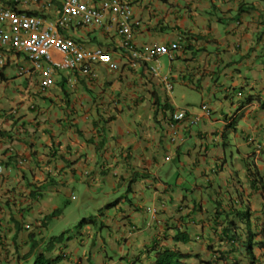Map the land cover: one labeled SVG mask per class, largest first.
Segmentation results:
<instances>
[{
	"label": "crops",
	"instance_id": "0c3cea01",
	"mask_svg": "<svg viewBox=\"0 0 264 264\" xmlns=\"http://www.w3.org/2000/svg\"><path fill=\"white\" fill-rule=\"evenodd\" d=\"M129 1L139 23L136 47L178 43L175 61L161 57L130 67L120 55L119 73L99 64L96 79L60 73L47 95L31 80L13 79L9 69L0 75V264H33L43 252L63 257L59 264H154V242L191 255L195 264H252L241 245L246 234L233 246L224 217L235 206L250 211L257 229L264 223V0ZM73 36L90 48L115 47L101 29ZM176 89L186 108L178 106ZM190 94L216 118L189 111ZM177 110L199 115L205 130L193 134L194 127L178 124L171 143ZM232 117L237 130L225 137ZM12 155L21 163L2 168ZM79 184L84 196L73 228L89 215L105 227L86 225L71 236L61 228L67 241L47 252L58 231L43 221L60 209L47 194L75 201ZM185 228L188 243L174 244ZM255 253L264 264L258 244Z\"/></svg>",
	"mask_w": 264,
	"mask_h": 264
},
{
	"label": "built area",
	"instance_id": "2783aa9c",
	"mask_svg": "<svg viewBox=\"0 0 264 264\" xmlns=\"http://www.w3.org/2000/svg\"><path fill=\"white\" fill-rule=\"evenodd\" d=\"M22 3L36 7L43 15L32 17L22 10L13 16V30L16 45L20 44L27 51L32 67L40 72V86L48 91L54 84L57 71H79L91 79L97 75L93 65L99 64L107 67L108 71L117 74L121 71L119 56L130 58V67L135 61H154L166 57L173 62L181 52L178 43L161 45L148 43L137 48L134 43L135 27L139 23L135 20L132 2L127 0H19ZM103 30L112 44L118 49L105 51L100 47L90 48L85 44L76 42L61 33V30ZM167 91L172 92L173 85L168 78ZM203 113L210 116L207 105L202 106ZM199 126V115H192L187 110H177L173 113L171 143L177 139L174 127L181 123Z\"/></svg>",
	"mask_w": 264,
	"mask_h": 264
},
{
	"label": "trees",
	"instance_id": "16d2710c",
	"mask_svg": "<svg viewBox=\"0 0 264 264\" xmlns=\"http://www.w3.org/2000/svg\"><path fill=\"white\" fill-rule=\"evenodd\" d=\"M129 1V0H127ZM131 2V1H130ZM62 34H67L65 30H61ZM82 44H85L84 41L81 42ZM181 54V53H180ZM242 94V93H238ZM245 101H243L244 103ZM249 102V101H248ZM171 107V106H170ZM264 107V106H263ZM172 110V107L170 108ZM174 111V110H173ZM237 120L235 118H230L229 123L225 127V133L224 136L228 137V133L233 131H236L237 126ZM19 161L17 160L16 156H10L8 157V161L5 164L6 166L17 164ZM251 165L249 164V167ZM247 173H252V168L247 169ZM255 176V175H251ZM255 181H257V178H255ZM69 202V201H68ZM68 205V204H67ZM63 209H58L52 213V216L54 218L59 217L62 214ZM107 210H110V205L106 206L101 212H105ZM264 211V208H263ZM100 212V213H101ZM51 216V219H52ZM50 218V215L46 217V219L43 221V224H48L47 221ZM224 222H226L227 227L225 228L226 232L232 235L230 236V241L233 246H236L240 243V233L243 232L246 234V242L243 244L241 243L242 247L245 248V251L249 254L248 256L251 258L252 264H257V256L255 253V246L258 244L260 248L264 250V223L260 225V229H257V223H253L251 220L252 215L249 210H237L234 206V209L231 211L230 214H226L224 217ZM240 223V224H239ZM86 225H94L97 227L98 223L96 220V217H93L92 215L86 216L82 218L78 224L75 226V230H78ZM103 224L98 227V229L103 228ZM105 227V226H104ZM188 229L185 228L184 232H180L179 234L175 235L172 239H174V244L176 243H188L189 235L187 234ZM259 237H262L260 240H258ZM67 239H65V234H61L60 236H53L50 238L48 244H47V252H51L53 249H55L57 246L63 245ZM239 241V242H238ZM258 241V243H256ZM159 242H154L153 248H149L150 253L152 254V258L155 260L153 261L154 264H195L191 263L190 258L191 255L184 254L181 252V250L174 249L169 247L168 245L165 247H159L157 246ZM236 244V245H235ZM146 251L143 252L145 254ZM141 258V257H139ZM63 260V257H57L55 259H51L47 257L46 252L37 254L34 260L33 264H59ZM217 260H220V258H217ZM219 261V263H220ZM197 264H211V263H204L200 262ZM223 264V263H222Z\"/></svg>",
	"mask_w": 264,
	"mask_h": 264
},
{
	"label": "clouds",
	"instance_id": "9594fccd",
	"mask_svg": "<svg viewBox=\"0 0 264 264\" xmlns=\"http://www.w3.org/2000/svg\"><path fill=\"white\" fill-rule=\"evenodd\" d=\"M18 10H22L26 15L32 17H38L39 15H43L49 20H52V16H46L43 12H39V10L31 6L29 4H25L20 2L19 0H0V75L4 74L7 69H9V73L13 75V79H27L33 81L32 86H37L38 90L42 93V95H47L49 90L55 85L57 82V75L60 73L72 72L69 70L57 71L55 73V79L53 86L48 90L44 91L40 86V72L35 70L32 67L31 60L28 56L27 51L20 44L16 45L15 35L13 30V16L16 15ZM67 37L72 38L76 42H81V40H76L73 36L76 33L73 30L65 31ZM62 33V32H61ZM86 45V44H85ZM115 46V45H114ZM118 48L115 46L113 50H117ZM14 68V69H13ZM76 72V71H75ZM73 73V72H72ZM8 75V74H7ZM15 156V155H12ZM17 157V156H16ZM18 163L21 161L18 159ZM8 161V160H7ZM6 163V162H5ZM17 163V164H18ZM10 165V166H15ZM2 168L6 166L5 164L1 165ZM1 168V169H2ZM29 228V227H27Z\"/></svg>",
	"mask_w": 264,
	"mask_h": 264
},
{
	"label": "rangeland",
	"instance_id": "374dc122",
	"mask_svg": "<svg viewBox=\"0 0 264 264\" xmlns=\"http://www.w3.org/2000/svg\"><path fill=\"white\" fill-rule=\"evenodd\" d=\"M194 94H190L189 95L191 97L189 99L191 101H193V104H194L193 106H190L189 111H194V112H197V111L200 112L201 111L202 112L203 111V109H202V99L200 97H198V96L197 97L196 96L194 97ZM180 96H181V94L176 89L175 97L177 99L178 106L181 107V108H186V105L183 103L182 98L181 99L179 98ZM209 110H210V116L213 119H215L216 118V115L211 111V107H209ZM223 118H221V120H223ZM187 125L190 126L188 123H187ZM199 126H200V124H199ZM199 126H192V127H194L193 134H196L197 131H204L205 130V124H204V122H203V126H202V124H201L200 127ZM230 138L232 139V137H230ZM166 142H167V144H171L168 141H166ZM232 143H233V141H232ZM229 150L230 149H228V152H229ZM231 150L234 153L236 152V150H235L234 147H232ZM134 189H135V191L141 190V187L140 186H135ZM107 191L110 192V187L107 188ZM107 191L105 192V194L107 193ZM142 191L145 193L144 195L146 196V198H148V199L153 198L154 191L147 190L146 187H144L142 189ZM73 194H74L73 196L75 198H77V199L75 201L74 200L73 201L70 200L69 202L67 200V197H65L64 195H62V196H56L53 193L47 194L49 196V200H51V202L53 203V205L59 207L60 209H63L62 207H65L66 206V209H67V211H64V209L62 210L63 211V214L65 213V217L61 219L62 221H58L59 217L54 218L52 216V213L53 212L52 213L50 212L51 214H49L50 215V218L47 221V223H49L48 224V227L52 231H55V232L58 231L57 233H55L57 236H59L61 234V233H59V232H61V231H59L61 228H63V229L65 228L64 230H69L68 233H69L70 236L71 235H74V233L76 234V230L73 228L74 227L73 222L78 218V216H77L78 215V211H77L78 208H80L82 206V200H83V196H84L83 186L81 184L76 185L75 188H74V193ZM112 195H113V198H116L117 197L118 199H123L122 198V195L121 196H117L114 193ZM126 196H128L129 198H131L130 195L124 194V197H126ZM95 198H97V201L99 202L100 196L95 195ZM124 200H126V198ZM100 202H101V200H100ZM48 203L50 204V201ZM67 204H69V205H67ZM51 216H52V219H51ZM101 225H102V223L98 222L97 229ZM103 231H104L102 233L103 238H107V234H109V230L108 229H105ZM88 243H91V242L88 241ZM90 246H91V244H87L85 248L89 249ZM137 256L143 258L142 253H137ZM129 258L130 259H135L132 256H130ZM154 260L155 259L153 258V261ZM135 262H136V259H135ZM1 264H7V263L5 261H2Z\"/></svg>",
	"mask_w": 264,
	"mask_h": 264
}]
</instances>
